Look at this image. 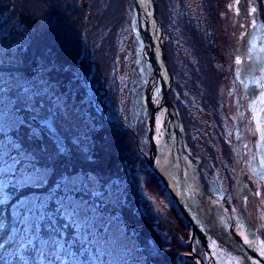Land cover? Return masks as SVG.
Here are the masks:
<instances>
[{
  "label": "trees",
  "instance_id": "1",
  "mask_svg": "<svg viewBox=\"0 0 264 264\" xmlns=\"http://www.w3.org/2000/svg\"><path fill=\"white\" fill-rule=\"evenodd\" d=\"M155 1L157 16L165 23L168 0ZM127 5H132L130 0H0V37H2L0 59L4 61L0 71L13 72L27 81H33L30 119L35 121L41 116L56 115L55 126L58 134L73 142L79 138L81 142L79 145L69 144L70 155L64 163L58 165V175L75 172L91 176L98 182L96 188L101 190L99 194L103 196L96 197L91 201L92 203H88V206L98 213L96 217L101 218L99 223L94 225L95 227L90 229L82 227L77 235L71 221L70 229L66 230V225H60L57 219L58 224L53 226L52 235L59 238L61 231L66 230L67 245L80 246L81 242L84 245H93L94 248L96 243L91 240L97 237L96 233L100 234L104 223L119 225L115 217L120 215L124 231L120 229L119 239L122 240L125 236L130 238L137 252L144 257L142 259L136 256L130 257L131 264H137L139 260H144L146 264H196L193 259L188 258L190 224L182 218L173 202L167 210H164L163 205L156 206L161 204L159 198L169 194L144 161L146 147L141 142L146 138L144 121L138 129L125 127L118 124L117 120L113 121L114 123L107 121L98 111L86 105L85 83L90 71H92L90 79L100 80L102 86L110 84L115 92L114 95L118 96L119 86L116 79L118 35L121 34L120 30L127 20ZM184 26L187 33L184 40L189 43L190 38H193L196 47L198 46L196 49L200 54H195L193 49L190 52V56L197 59L195 60L197 64L195 65L190 57L185 58V66H180L168 47H166V55L171 73L176 80L170 97L178 112L185 144L193 150L192 144L198 138L193 131H191L193 135L190 134V122L192 124L195 122H192L190 117L186 118V109L177 94L184 97L187 87L183 88L182 84L186 82L187 77H191L194 84L196 80V86L187 85L194 94L190 89L188 92L192 97L195 95L199 101H202L204 110L209 112L214 120L218 113V95L212 78L214 71L204 51L206 41L191 21ZM6 48L7 50L4 51ZM84 51L86 55L81 62ZM16 108L20 111L19 105H16ZM87 117L89 123L85 122ZM136 130L140 133V139ZM218 131L219 128L215 125L212 133L216 138V145H219V151L221 150L223 154L221 156L232 168L231 150L219 136ZM6 133L8 137L12 136L10 130ZM207 147L209 155L214 160L209 151L212 148L208 144ZM8 154L12 155L6 160L9 165L19 160L13 175L20 171L21 164L26 169V161L19 159L16 151L10 148ZM206 158L205 155L199 154L200 169L201 166L208 167ZM1 163L2 161L0 165ZM226 168L223 169L225 176L229 173L226 172ZM57 178L58 176H54L50 181L54 182ZM228 181L227 193L232 197L234 185L231 175ZM0 185L3 187L2 181ZM84 189L90 191L88 186ZM48 202L47 208H51V204L55 203L54 198L51 197ZM11 205L12 200L7 203L0 202V223L7 224V230L0 231V254L5 249L14 251L18 247L16 243L18 240L27 243L28 239H32L33 244L24 255L30 259V264H36L31 259L33 252L41 246L46 248L44 241L51 238V233L46 226L39 224V231L35 234L34 223L26 220L28 233L25 236V232L21 229L22 225L19 224L20 216L13 215L15 211L12 210ZM23 209L22 206L21 210L24 211ZM47 220L50 222L49 219ZM18 225L19 230L15 233L14 230ZM105 239L109 240V237H100L98 243L102 244ZM194 246L197 252H202L197 239ZM116 248L119 247L116 245ZM94 251L96 250L93 249ZM85 253L86 255L81 259L78 258L79 263L75 264H92L86 249ZM112 254L109 250L104 256H110L111 260ZM134 259L138 261L134 262ZM48 261L50 260L44 257V264H51ZM126 262L128 261L124 263ZM0 264H3L2 259ZM13 264H22V262L16 260Z\"/></svg>",
  "mask_w": 264,
  "mask_h": 264
},
{
  "label": "rangeland",
  "instance_id": "2",
  "mask_svg": "<svg viewBox=\"0 0 264 264\" xmlns=\"http://www.w3.org/2000/svg\"><path fill=\"white\" fill-rule=\"evenodd\" d=\"M214 1L216 4H214ZM131 4L132 1L130 0ZM234 4V0H168L167 1V7L165 12V18L166 21L161 24L162 26L165 25L164 31L168 38V41L165 46L168 47L170 53L172 52V55L174 58H176V62H179L180 66H185V58H190V52H193L195 54H200V52L196 49V44L193 42L194 39L190 38L189 43H187L185 37L183 38V35L185 33L186 36V30L185 26L186 23L191 21L196 27L197 32L200 35L208 34V30L206 27L209 25V22L213 24L214 31H220L221 33H227L228 39L226 42H232V50L234 45V35H233V13L234 8H230L229 5ZM207 5L211 10L214 12V16L209 18L205 14L207 12ZM157 8V4H156ZM127 20L125 22V26L122 27L120 30L121 34L118 35V43H119V52L117 54V72H116V79L117 84L119 86V93L118 96L114 95V90L112 89V86L110 84H105L104 86L100 85V82L95 79L92 80V71L88 72V78L85 83L86 87V105L88 107H92L93 110L95 109L98 111L103 117L106 118L107 121L113 122L116 121L118 124L124 125L125 127H132L135 129H138L141 122L144 121L145 125L149 118V109H147L144 106V90L145 87L152 75V69L147 61L142 56V50H143V43L142 39L138 32V24H137V18H136V11L134 9L133 4L127 5ZM217 12H219L217 17ZM158 17V16H157ZM159 19V18H158ZM208 21V22H207ZM2 37H0L1 39ZM202 38V37H201ZM220 41H222L220 39ZM194 43V46H193ZM207 44V40H206ZM192 47V48H189ZM7 48L4 50L6 51ZM1 51H3L1 49ZM205 51V47H204ZM209 53H213L212 49H207ZM206 53V52H205ZM208 59L210 60V57L206 53ZM167 57V55H166ZM191 60L196 65L197 62L195 58L191 57ZM82 62V61H81ZM168 63V59H167ZM232 67H234L235 60L234 57H232ZM83 64V63H82ZM210 65L212 66V61L210 60ZM169 66V65H168ZM170 68V67H169ZM178 69V67H177ZM171 71V70H170ZM212 71L214 69L212 68ZM234 75V83L231 84V86H226V84L219 81L218 78H216L217 73L213 72V81L215 82V85L217 87V95H218V113L217 118L214 120L213 117L210 115L209 112L204 110L202 101H199L196 96L193 97L188 92V89H190L191 86L197 85V82L195 80L194 84L192 82V78L187 77V80L184 84H182L183 88L186 86V90L184 92V97H180L178 94L177 96L182 101L183 106L185 107V112L187 114V117L191 118V121L195 122L192 124L190 122V134H192L191 131H193L194 135L198 140H194V144H192L193 150L189 149L187 144L186 148L191 153L194 160H198L199 154L205 155L207 158L208 167L201 166L200 171L203 173V186L205 189L206 194L210 198L212 209L214 213L221 218L223 222L226 224H231V221L235 224L239 221L241 224H244L243 222V209L242 207H245L246 215L248 218V226L250 229L256 233V239L257 240H264V192L262 188V183L254 169L253 164L248 161L255 160L257 161V149H256V142L258 141V135L256 138V135H253V130L255 129L256 125L254 123L253 114L248 109V101L246 98L245 88L244 87H237L236 82V74L235 70L232 71ZM189 85V86H187ZM6 85L4 84L3 80L0 79V161H2L0 165V181H2V186L4 185L6 178L9 176H12L13 178L20 174V171H17L16 175H13V171L6 172L5 168L8 164L7 158L12 156L8 154V149L11 148L10 144L6 143V137L7 133L6 130H10V126L12 125V117L11 113L9 111V101L12 99L9 97L4 89ZM181 88V89H183ZM191 90V89H190ZM192 91V90H191ZM193 93V91H192ZM194 94V93H193ZM241 100V102L239 101ZM33 103V100L31 101ZM242 103V106H240ZM240 106V107H239ZM243 108V114L246 115L247 118V127L250 129L249 136L243 137V126H242V117L241 118V129L237 127V121L239 119V109ZM23 109L20 108V111ZM30 110L28 109V113ZM110 111H113L111 114ZM32 114V113H30ZM87 116V115H86ZM188 121V120H187ZM86 123H89L90 120L87 117ZM189 122V121H188ZM114 123V122H113ZM85 124V123H84ZM215 125L218 126L219 131L218 134L223 140L228 144L229 149L232 153V159H233V165L232 168H230L226 161L223 159L221 155V150L219 151V145H216V138L213 135L212 131L215 128ZM182 130V127H181ZM137 131V130H136ZM238 131V135L240 136V141L244 146L245 152L247 154V159L243 163V175H244V181L246 183V187L249 186V189L246 188V191L244 190V197L242 196L239 186L236 187V184H238L239 179V165L238 160L240 159L238 151L235 149V136ZM139 134L140 139V133ZM183 134V133H182ZM249 138V140H247ZM137 142L138 139L136 138ZM256 140V141H255ZM140 141V140H139ZM255 141V147L252 148L250 143ZM144 147H146V153L144 154V161L145 156H147V146H148V138H147V127H146V138L144 140H141ZM207 144L212 150L216 153H214L212 150H209L212 154L214 160L209 155L207 147ZM196 147V148H195ZM235 153H234V152ZM7 152V155L5 154ZM198 157H197V156ZM27 164V162H25ZM146 163V162H145ZM10 164V163H9ZM8 164V165H9ZM228 167V168H226ZM24 168L21 164L20 169ZM213 168V170H212ZM226 168V172H229L227 176H225V172L223 169ZM68 173V172H67ZM65 174V173H64ZM229 175H231V178L233 180L234 190L232 191V197L231 195L227 193V184H228V178ZM189 177V176H188ZM228 177V178H227ZM53 181H50V185ZM162 183V182H161ZM86 185H82L80 187V190L78 192H70L66 196H60L57 198L56 196V189H52L51 192L47 193V198L44 194H38L37 198V206H33L31 202L24 203L21 201L20 203H16V200L19 199V197H16L12 200V210L15 212H19L20 221L24 220L25 217H27V220H31L35 227H34V233L37 234V226L40 224L47 227L49 232L51 233L48 240H46L47 243L44 244L46 246L45 249V257H47L48 263L51 264H61V260H63L64 264H75L76 262L79 263L78 258H82V256H85V249L87 252V255L90 256L92 264H131L129 261V258L131 257H141L140 259L144 258L142 255L137 252V248L134 247V242L125 236L124 239H119L121 237L120 229L122 228V232L124 231V228L121 224V220L117 221L119 225H112L110 222L104 223L103 229L100 231V234L97 235L94 241L96 244L93 248V245L87 244L84 245L80 242V246L76 244L67 245L65 242L66 237L64 239H61V237L56 238L53 233V226L57 225L58 223L60 225H66V230L70 229V221L69 218L66 215H62V213L67 211H73L76 213L75 219L81 223V229L82 227H85L87 229L95 227L94 225L99 223V220H101L100 217H96L98 215L97 212L92 210L90 206H88V203H92L91 201L94 200L96 197H103L99 193H101L100 189H97L96 187L91 189L89 192L84 189ZM164 186V185H163ZM0 188L1 185H0ZM165 188V187H164ZM237 188V190H236ZM34 191L33 189H25L18 195L24 196V195H30L31 192ZM54 191V193H53ZM165 191L169 194L167 189L165 188ZM259 192L260 194L257 195L256 193ZM23 194V195H22ZM53 197L54 198V204H51V208H47L49 205L48 200ZM86 197V199H85ZM2 200V197H0ZM161 204H156L157 207H161L163 205L164 210H167L169 205H171V202L176 207V210L179 211L176 203L171 198L170 194L167 196H164L159 198ZM25 205V206H24ZM24 207V211L21 210V207ZM15 207L17 209L15 210ZM89 207V208H88ZM229 208L227 209L225 208ZM180 212V211H179ZM181 214V213H180ZM52 215V216H51ZM56 215L55 217H53ZM118 216V215H117ZM116 216V217H117ZM182 216V214H181ZM115 217V219H116ZM183 219H185L182 216ZM49 219L50 222H47ZM59 220L57 223L56 220ZM61 219V221H60ZM46 220V222L44 221ZM186 220V219H185ZM187 221V220H186ZM188 222V221H187ZM54 223V224H52ZM189 223V222H188ZM21 224V223H19ZM72 224V223H71ZM21 229L24 232V228L28 227L25 223L21 224ZM191 226V225H190ZM19 230V225L14 230ZM61 231V232H65ZM21 231V230H20ZM21 231V232H22ZM79 229H76V232H78ZM23 234V233H22ZM190 234H191V228H190ZM25 235V233H24ZM34 235V234H33ZM26 236V235H25ZM37 236V235H34ZM103 236L109 237L108 239H105V241H102L98 243V240L103 238ZM99 238V239H98ZM197 237L193 239L192 243V250L197 253L203 261H205V254L202 249V252L199 253L195 250L194 242ZM104 240V239H103ZM198 240V239H197ZM90 241V242H91ZM199 242V241H198ZM63 244L64 247L59 252L60 259H56V246L57 244ZM190 243V237L188 241V247ZM56 244V245H55ZM200 244V243H199ZM116 245L119 248H116ZM53 248L52 250L49 249L50 247ZM92 246V247H91ZM201 246V244H200ZM202 248V246H201ZM93 249L96 251L93 252ZM92 250V252H90ZM111 250L112 257L110 260V256H104L106 254V251ZM69 252H71V255H69ZM191 254L190 247H189V254ZM106 257V260L104 261ZM110 260V263L108 261ZM128 261L124 263L125 261ZM138 261L134 259V262ZM195 261V260H194ZM196 262V261H195ZM87 263V262H86ZM137 264H146L144 260H139ZM196 264H198L196 262Z\"/></svg>",
  "mask_w": 264,
  "mask_h": 264
},
{
  "label": "water",
  "instance_id": "3",
  "mask_svg": "<svg viewBox=\"0 0 264 264\" xmlns=\"http://www.w3.org/2000/svg\"><path fill=\"white\" fill-rule=\"evenodd\" d=\"M131 1L136 11L138 32L143 43L142 56L152 69V75L143 96V104L150 112L146 122L148 153L145 156V162L160 179L182 216L191 225L189 243L191 254L188 258L195 260L198 264H217V253H213L211 247L212 241L215 240L218 252L223 250L221 254L239 257L241 264H253V262L264 264V257L244 243V239L235 227L236 224L232 221L231 224H226L214 213L210 198L205 193L200 180L198 170L200 161L194 160L186 148L178 112L170 97L174 77L167 63L165 46L168 38L157 17L156 1L141 0L142 3L140 0ZM244 1L248 3L249 8H256L254 16L258 19V29L264 28V12L259 8L258 0ZM259 33L262 52L257 55L264 57V31H259ZM85 55L84 51L81 61ZM239 101L241 102V100ZM161 117L163 121L159 125L158 119ZM256 122L254 119L255 125ZM193 161H195V165H193ZM243 163L244 161L240 158L238 160L239 179L236 186L237 188L239 186L244 197L246 183L243 175ZM185 171L189 172V177ZM262 188L264 191L263 183ZM242 209L244 230L249 236L256 239V233L248 226L245 207L243 206ZM116 220H121V216L118 215ZM195 237L202 246L205 261L192 250Z\"/></svg>",
  "mask_w": 264,
  "mask_h": 264
},
{
  "label": "snow or ice",
  "instance_id": "4",
  "mask_svg": "<svg viewBox=\"0 0 264 264\" xmlns=\"http://www.w3.org/2000/svg\"><path fill=\"white\" fill-rule=\"evenodd\" d=\"M240 3V0H235V4L229 5L230 8L236 7ZM237 15H239V9H236ZM256 13L255 7H250L249 15H254ZM251 28L257 29L255 20L251 22ZM243 28L244 25H241ZM258 31H264V28L257 29ZM241 40L244 39L242 34ZM248 49L244 54L243 58L237 57L235 64L240 66L242 62L252 60L254 49L256 45L249 40ZM15 47V46H13ZM256 63L261 64L259 68V75L250 74L242 76L240 72H237V79L245 88V92H248L249 85H254L258 89V94L252 96L249 101L248 109L253 114V118H256V112L259 109L264 112V58L256 57ZM4 61L0 59V67H2ZM0 79L3 80L6 85L4 91L11 97L9 101V111L12 117V126L10 131L12 136L6 137V143L11 145V149L18 153L19 159L27 162L26 169H20V174L15 176H9L2 188H0V197L2 200L0 202L7 203L16 197V203L23 201L28 203L29 201L35 207L37 206L38 194H44L47 198V193L51 192L52 189H56V196H66L70 192H78L82 185L89 187V190L96 187L98 182L91 176H87L81 173H65L58 175L57 168L58 165L64 163L66 158L70 155L69 144L79 145L81 142L77 138L74 142L65 138H62L58 134V130L55 126V116H41L38 120L33 121L30 119L28 109L32 107L33 99V81H27L13 72L5 73L0 71ZM19 105L23 109V112L16 108ZM7 131V130H6ZM253 135H258L259 139L257 141V151H259L260 144H264V118L258 119L256 122V127L253 130ZM7 155V152L5 153ZM19 160H15L11 165H7L5 168L6 172H11L15 170L16 163ZM264 166V162H262ZM58 176V178L51 183L52 177ZM261 179L264 180V175H261ZM25 189H33L30 195L20 196L18 195ZM257 195L260 193L257 192ZM14 216H18L19 212L13 213ZM62 215H66L75 229L81 228V223L75 219L76 213L73 211L65 210ZM27 220H21L20 223L23 224ZM238 230L239 235L244 239V243L247 244L254 251H257L261 257H264V240H257L249 236V234L244 230L243 224L239 221L235 225ZM7 224L0 223V231H6ZM37 231H39V226H37ZM25 234L28 233V227L24 228ZM78 235V232H77ZM67 233L61 232L60 237L64 239ZM7 240V237L5 238ZM18 247L15 250L5 249V251L0 254V259L3 260V264H13L14 261L18 260L22 264H30V259L24 255L26 251H29V246L33 244L32 239H28L27 243L20 240L16 242ZM45 243H47L45 241ZM64 247L63 244H57L56 246V259H60L59 252ZM212 252L217 253V264H241L239 257H232L228 254H221L223 250L218 252V245L215 240L212 241ZM71 255V252H69ZM45 249L43 246L39 249H35L33 252L32 260L36 264H44ZM61 264H64L61 260ZM255 264V262H253Z\"/></svg>",
  "mask_w": 264,
  "mask_h": 264
},
{
  "label": "bare ground",
  "instance_id": "5",
  "mask_svg": "<svg viewBox=\"0 0 264 264\" xmlns=\"http://www.w3.org/2000/svg\"><path fill=\"white\" fill-rule=\"evenodd\" d=\"M140 2L142 3L141 0ZM258 4L260 10L264 12V0H258ZM248 6H249L248 3H245L244 0H240V3L236 5V7H234V13L232 18L233 35H234V45L232 52H233L234 60H236L237 57L243 58L244 54L247 52L249 46L248 45L249 40H251L256 45L252 60L242 62L240 66L234 64L235 74H237V72H240L242 76L250 75V74L259 75V68L262 66L261 64L256 63V58H255V56L259 57L257 54L262 52V48H260V44H261L260 33L257 30L258 19L254 15H248L250 9ZM237 8L239 9V15H237V11H236ZM253 20H255L257 29H252L250 26ZM241 25H244V27L242 28ZM254 31H256L255 35H254ZM242 34L244 35L243 40L240 39ZM236 82H237V87L239 88L241 86L244 87L241 84V82L237 79V76H236ZM256 94H258V89H256L254 85H249L248 92L246 93L248 104L252 96ZM240 106H242V103ZM239 112H240L239 119L236 124L237 127L241 129V118L244 116L243 114L245 113L242 114L243 108L239 109ZM261 118H264V112H261L258 109L256 112L255 122ZM162 121H163L162 117L159 118L158 124L161 125ZM235 149L238 151L239 156L243 161H245L248 158L244 146L240 141V136L238 135V131L235 136ZM256 149H257V144H256ZM248 161H250V163L253 164L259 179H261V175H264V166H262V162H264V144H260L259 146V151H257V161L250 159H248ZM261 182L264 184V180L261 179Z\"/></svg>",
  "mask_w": 264,
  "mask_h": 264
},
{
  "label": "flooded vegetation",
  "instance_id": "6",
  "mask_svg": "<svg viewBox=\"0 0 264 264\" xmlns=\"http://www.w3.org/2000/svg\"><path fill=\"white\" fill-rule=\"evenodd\" d=\"M216 4L217 3H215V1H214L213 5L216 6ZM207 8L208 9H207V12H205V14L207 15L208 21H209V18H211V20H212V16H214V12L211 10V8L208 7V5H207ZM218 14H219V12H217V17H218ZM206 28L209 30H208V34L204 33V35H203L204 40L205 41L207 40V44L205 45V52L208 54V56L210 57V60L212 61V66H213L212 68L217 73L216 78H218L220 82L226 84V86H231V84L235 82L234 81V75L232 73V71L235 69H234V67H232V63H231L232 57H233L232 42H226V43L223 42V41H226L228 39V35L230 33L229 34L221 33V30L220 31L219 30L214 31L213 24L210 22ZM184 37H185V33L183 35V38ZM220 39L222 41H220ZM209 48L212 49L213 53H209L208 51H206ZM175 82H176V80L174 78V84H175ZM172 89H173V87H172ZM246 121H247V118L245 115L243 117V120H242L243 137H244V135L245 136L251 135L250 129L247 127ZM256 138H257V135H256ZM247 140H249V138H247ZM255 141L250 143L251 144L250 146L252 148L255 147ZM195 164H196L195 161H193V165H195ZM198 170H199V174H200V180L202 182L203 173L200 171V165H199ZM185 174L187 176H189L188 171H185ZM246 188L249 189V186L248 187L245 186V191H246ZM236 190H237V188H236ZM204 191H205V189H204ZM255 193H256V191H255ZM225 208L227 209V211L229 210V208H227V207H225Z\"/></svg>",
  "mask_w": 264,
  "mask_h": 264
}]
</instances>
